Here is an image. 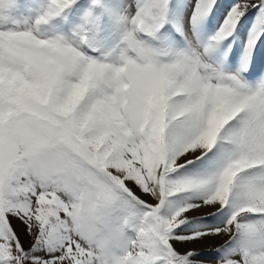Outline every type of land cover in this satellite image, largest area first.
I'll return each instance as SVG.
<instances>
[{
	"label": "snow or ice",
	"instance_id": "6c2138e0",
	"mask_svg": "<svg viewBox=\"0 0 264 264\" xmlns=\"http://www.w3.org/2000/svg\"><path fill=\"white\" fill-rule=\"evenodd\" d=\"M261 45L264 0H0V264H264Z\"/></svg>",
	"mask_w": 264,
	"mask_h": 264
},
{
	"label": "rangeland",
	"instance_id": "374dc122",
	"mask_svg": "<svg viewBox=\"0 0 264 264\" xmlns=\"http://www.w3.org/2000/svg\"><path fill=\"white\" fill-rule=\"evenodd\" d=\"M222 2L226 4L229 2V0H222ZM220 11L221 12L223 11V7L221 8ZM218 16H219V14H218ZM251 22H252V16L250 15L248 17V19L244 22L245 30L251 24ZM260 71H264V45H261L259 50L257 51L256 61H255V65H254V72L258 73ZM213 246L214 245L203 247V248H197V249L206 254L205 258H209L207 254H209L211 252V250L213 249Z\"/></svg>",
	"mask_w": 264,
	"mask_h": 264
},
{
	"label": "bare ground",
	"instance_id": "6f19581e",
	"mask_svg": "<svg viewBox=\"0 0 264 264\" xmlns=\"http://www.w3.org/2000/svg\"><path fill=\"white\" fill-rule=\"evenodd\" d=\"M207 211V210H205ZM219 243V238L216 239H208L205 241H202L201 243L197 244V245H186L185 247H195V248H203V247H207V246H212V245H216ZM183 248H181L182 250Z\"/></svg>",
	"mask_w": 264,
	"mask_h": 264
}]
</instances>
